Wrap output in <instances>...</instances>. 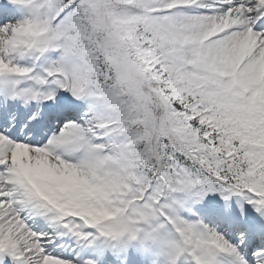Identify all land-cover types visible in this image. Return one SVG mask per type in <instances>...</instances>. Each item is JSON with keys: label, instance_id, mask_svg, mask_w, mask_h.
<instances>
[{"label": "snow or ice", "instance_id": "1", "mask_svg": "<svg viewBox=\"0 0 264 264\" xmlns=\"http://www.w3.org/2000/svg\"><path fill=\"white\" fill-rule=\"evenodd\" d=\"M0 264H264V0H0Z\"/></svg>", "mask_w": 264, "mask_h": 264}]
</instances>
